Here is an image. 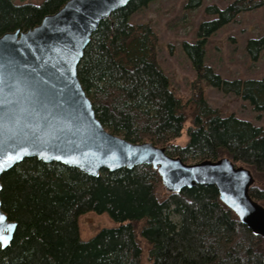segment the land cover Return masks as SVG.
I'll list each match as a JSON object with an SVG mask.
<instances>
[{
	"label": "trees",
	"instance_id": "1",
	"mask_svg": "<svg viewBox=\"0 0 264 264\" xmlns=\"http://www.w3.org/2000/svg\"><path fill=\"white\" fill-rule=\"evenodd\" d=\"M67 1L0 0V35L32 28ZM153 1L131 0L102 20L90 37L77 78L96 118L112 134L165 147L185 163L226 157L248 168L254 179L264 177V128L234 114L221 116L201 91L191 99L196 108L187 143H173L184 127L183 106L158 66L155 34L147 24L129 22ZM203 2L186 0L184 8L192 11ZM262 5L264 0H233L222 9L207 6L205 11L218 17L202 23L199 39L186 47L200 77L239 96L257 113L264 111V78L227 80L203 66L202 31L218 30ZM245 49L250 60L257 59L264 52V33L249 39ZM0 184L1 209L16 223L9 246L0 247V264H142L143 243L149 264H264V239L238 221L213 186L168 193L150 165L101 170L91 177L57 162L27 158L4 172ZM249 194L264 201L263 186L255 183ZM89 212L106 214L116 225L82 241L78 218ZM142 220L141 241L135 226Z\"/></svg>",
	"mask_w": 264,
	"mask_h": 264
},
{
	"label": "water",
	"instance_id": "2",
	"mask_svg": "<svg viewBox=\"0 0 264 264\" xmlns=\"http://www.w3.org/2000/svg\"><path fill=\"white\" fill-rule=\"evenodd\" d=\"M131 0H68L39 24L0 35V177L27 158L57 162L91 177L150 165L163 189L213 186L238 221L264 239V206L254 200L251 171L229 158L185 163L150 142L132 143L104 128L77 78V66L99 23ZM1 190V184H0ZM16 223L1 209L9 246Z\"/></svg>",
	"mask_w": 264,
	"mask_h": 264
},
{
	"label": "rangeland",
	"instance_id": "3",
	"mask_svg": "<svg viewBox=\"0 0 264 264\" xmlns=\"http://www.w3.org/2000/svg\"><path fill=\"white\" fill-rule=\"evenodd\" d=\"M12 1L15 4L24 2L39 4L43 0ZM231 1L233 0H204L201 7L187 11L184 8L186 0H154L129 17L130 24H147L155 34L158 66L169 80L170 91L183 106L185 123L181 136L173 141L176 145L184 146L188 141L186 131L191 125L196 108V103L194 104L191 99L198 91L202 92L206 103L221 116L234 114L237 118L264 128V111L259 113L253 111L239 96L223 93L211 85L206 77H200L186 48L199 39L198 30L202 23L218 17L217 13H207L205 8L215 5L222 9ZM202 32L201 36L206 39L203 66L227 80L264 78V52L257 59L250 60L245 49L249 39L264 33V5L237 15L233 21L224 24L218 30ZM236 165L243 166L239 163ZM255 183L264 187V177L258 176L254 179ZM261 204L264 206V201ZM170 217L177 221L175 215L170 214ZM144 224L145 221L142 220L135 226L136 237L141 241L140 231ZM115 225L106 214L89 212L81 215L78 218L80 240L88 241L102 228ZM142 245L144 250L141 256L142 264H149L146 256L148 247L144 243Z\"/></svg>",
	"mask_w": 264,
	"mask_h": 264
},
{
	"label": "snow or ice",
	"instance_id": "4",
	"mask_svg": "<svg viewBox=\"0 0 264 264\" xmlns=\"http://www.w3.org/2000/svg\"><path fill=\"white\" fill-rule=\"evenodd\" d=\"M19 156H10V157H4L3 159H8V160H12V159H18ZM3 159H0V167L3 166ZM4 243H7V241L4 239L3 236H0V246H2Z\"/></svg>",
	"mask_w": 264,
	"mask_h": 264
}]
</instances>
